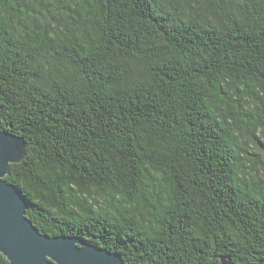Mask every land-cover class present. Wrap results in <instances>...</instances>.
<instances>
[{
    "label": "trees",
    "instance_id": "trees-1",
    "mask_svg": "<svg viewBox=\"0 0 264 264\" xmlns=\"http://www.w3.org/2000/svg\"><path fill=\"white\" fill-rule=\"evenodd\" d=\"M52 1L0 0L25 218L124 264L264 260V0Z\"/></svg>",
    "mask_w": 264,
    "mask_h": 264
},
{
    "label": "water",
    "instance_id": "water-1",
    "mask_svg": "<svg viewBox=\"0 0 264 264\" xmlns=\"http://www.w3.org/2000/svg\"><path fill=\"white\" fill-rule=\"evenodd\" d=\"M24 156V141L0 129V254L9 264H124L116 253L75 237L49 238L25 218L27 199L4 180ZM221 264H233L221 261ZM257 264H264V260Z\"/></svg>",
    "mask_w": 264,
    "mask_h": 264
},
{
    "label": "rangeland",
    "instance_id": "rangeland-1",
    "mask_svg": "<svg viewBox=\"0 0 264 264\" xmlns=\"http://www.w3.org/2000/svg\"><path fill=\"white\" fill-rule=\"evenodd\" d=\"M74 1L75 0H53L51 4V8L56 14H60L63 11L65 12V9L63 10L62 8V5L68 6ZM30 2H33L34 4L39 6L43 5L42 0H36V3L34 2V0H30ZM260 141L264 143V135H260Z\"/></svg>",
    "mask_w": 264,
    "mask_h": 264
}]
</instances>
